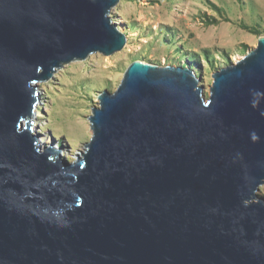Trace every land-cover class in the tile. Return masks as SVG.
Here are the masks:
<instances>
[{
	"label": "water",
	"instance_id": "1",
	"mask_svg": "<svg viewBox=\"0 0 264 264\" xmlns=\"http://www.w3.org/2000/svg\"><path fill=\"white\" fill-rule=\"evenodd\" d=\"M119 0H0V264H264V38L200 79L132 63L69 163L36 84L122 51Z\"/></svg>",
	"mask_w": 264,
	"mask_h": 264
},
{
	"label": "rangeland",
	"instance_id": "2",
	"mask_svg": "<svg viewBox=\"0 0 264 264\" xmlns=\"http://www.w3.org/2000/svg\"><path fill=\"white\" fill-rule=\"evenodd\" d=\"M109 17L126 38L122 51L72 62L35 85L33 133L69 163L92 138L88 119L98 97L114 93L132 63L191 70L208 100L212 76L264 38V0H119ZM258 195L264 197V186Z\"/></svg>",
	"mask_w": 264,
	"mask_h": 264
},
{
	"label": "bare ground",
	"instance_id": "3",
	"mask_svg": "<svg viewBox=\"0 0 264 264\" xmlns=\"http://www.w3.org/2000/svg\"><path fill=\"white\" fill-rule=\"evenodd\" d=\"M32 120V119H31ZM30 119H29V121H31ZM31 123H32V121H31ZM32 128H33V125H32ZM39 143H41V141L39 140ZM58 150V149H57ZM78 158V156L76 157V159Z\"/></svg>",
	"mask_w": 264,
	"mask_h": 264
}]
</instances>
